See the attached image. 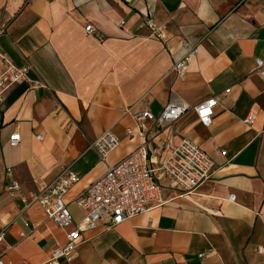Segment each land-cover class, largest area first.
<instances>
[{"label": "crops", "instance_id": "1", "mask_svg": "<svg viewBox=\"0 0 264 264\" xmlns=\"http://www.w3.org/2000/svg\"><path fill=\"white\" fill-rule=\"evenodd\" d=\"M186 42L199 54L182 79L174 67ZM3 58L43 84L0 103L3 264H48L69 232L25 201L70 168L81 181L66 202L80 223L79 196L140 146L127 133H137L134 115L159 118L169 105L189 110L172 126L149 125L152 167L168 158L166 144L188 138L214 162L210 178L186 195L160 175L166 204L83 234L71 264H264V0H0V69ZM212 97L219 105L205 128L195 108ZM107 132L121 146L102 162L91 146ZM13 184L19 194L6 192Z\"/></svg>", "mask_w": 264, "mask_h": 264}, {"label": "built area", "instance_id": "2", "mask_svg": "<svg viewBox=\"0 0 264 264\" xmlns=\"http://www.w3.org/2000/svg\"><path fill=\"white\" fill-rule=\"evenodd\" d=\"M146 25L155 37H162V28L152 19H149ZM86 33L102 39L92 25L86 27ZM185 46L190 48L189 53L174 67V72L182 79L185 78L192 59L199 54L198 49L191 47L188 42ZM256 64L258 73L264 79V62L258 60ZM30 71V66L18 67L10 60L3 58L0 69V103L8 92L18 87L25 85H29L32 89L43 87L42 83L29 80ZM229 93L230 90H227L226 94ZM218 105V99L212 97L195 108V113L203 127L212 126ZM188 110L186 106L169 105L159 118H155L148 110L139 111L134 115L137 133L133 130H128L127 133L131 140H134L136 135L141 144L128 157L110 167L102 178L91 184L79 196L76 203L83 215L80 223L74 222L66 202L73 188L81 181L70 168L62 169L52 184L31 195L25 201L26 207H38L48 222L69 232L66 244L59 246L53 252L48 264H62V261L71 264L82 242L83 234L97 231L100 224L104 223L107 230H113L137 216L164 206L167 201L163 196L162 186L158 182L160 175L169 181L174 190L186 195L193 194L210 178L215 168L214 162L188 138L182 139L179 145L171 148L166 144L165 148L170 149L168 158L160 161L157 168L151 165L148 148L149 125L172 126ZM253 122L252 115L245 120L248 125ZM37 139L42 140L40 136ZM10 141L11 145L16 147L21 143V137L15 134L11 136ZM120 146V139L107 132L97 139L91 148L96 151L102 162H106ZM6 192L10 195L19 194L21 187L18 184L7 186ZM234 200V196L231 195L229 201L234 202ZM22 237L24 238L25 235ZM2 241L3 235H0V244ZM258 252L264 255V246L258 248ZM204 257L203 254L200 255V258ZM0 264L3 263L0 261Z\"/></svg>", "mask_w": 264, "mask_h": 264}]
</instances>
